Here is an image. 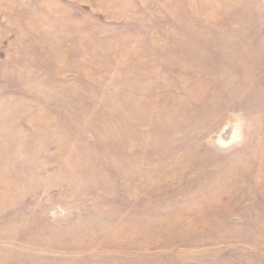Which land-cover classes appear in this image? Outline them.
I'll use <instances>...</instances> for the list:
<instances>
[{"label":"rangeland","instance_id":"rangeland-1","mask_svg":"<svg viewBox=\"0 0 264 264\" xmlns=\"http://www.w3.org/2000/svg\"><path fill=\"white\" fill-rule=\"evenodd\" d=\"M0 264H264V0H0Z\"/></svg>","mask_w":264,"mask_h":264}]
</instances>
